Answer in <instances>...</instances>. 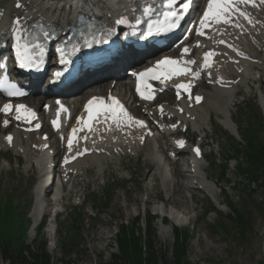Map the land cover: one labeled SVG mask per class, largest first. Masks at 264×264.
<instances>
[{
	"label": "rangeland",
	"instance_id": "obj_1",
	"mask_svg": "<svg viewBox=\"0 0 264 264\" xmlns=\"http://www.w3.org/2000/svg\"><path fill=\"white\" fill-rule=\"evenodd\" d=\"M255 91H257V88H254L253 92H248L250 98L247 99L245 97V107L252 110L249 114L254 112L251 98ZM121 94H125V91H121ZM256 98L259 100L258 97ZM262 109L264 108L262 107ZM234 111L235 114H238L241 109H235ZM262 111L261 116L256 118L264 123V110ZM240 122L241 117H238L236 120L238 128L243 127L242 124H239ZM218 129L221 128H215L211 139L207 138L204 148L208 156L204 165L209 170L211 179L217 186L213 187L212 192H209L205 188L203 174L200 173L202 177L201 186L204 189L194 190L193 195L196 201L192 200L191 192L185 191L189 204H194V212H191L192 217L186 221H176V223H181L180 226L193 227L188 235L187 259L190 264H264V214L259 210L264 204V196L261 197V195H264V186H260L256 190L253 202H251L247 195L244 194L242 183L237 181L239 164L235 161H231L226 166L227 176L225 179L227 183H230L229 186L225 187L227 183L223 181L219 183L217 176L224 166L223 159L228 158L230 154L226 151L224 145L226 135L221 132L220 135L216 133ZM259 131L263 132V128L260 127ZM211 142L212 145L210 146L209 143ZM145 154L146 151L144 149L138 157L128 160L123 159L121 163H118V158L115 156L116 163H112L106 169L104 167L102 180L91 175L87 184L83 183L81 185L80 189L84 193V203L81 207L72 206L70 200L65 202L68 207L65 210V214L60 217L63 228L54 237L53 247L50 249L46 247L47 252L52 256L53 264H112L115 254H117L114 248V237L119 224L124 221H129L132 224L133 217L143 210L144 213L149 211L157 218L154 223L155 229L153 228L155 232L153 250L158 252L159 264H164L165 262L170 264L173 245L171 225L175 222L169 216V212L179 213L180 216L184 208L171 206V204H162L164 201H162V198L165 197V194L167 196V193H165L166 187L157 180L154 173L148 172L147 169L143 173L139 170L138 165L140 162L138 161L144 162ZM5 156L9 157L7 154ZM241 164V167L247 165L245 159L242 160ZM185 168L187 167L185 166ZM87 174H90L89 170ZM258 175L257 186L261 185L262 182L261 174ZM30 183L32 182L29 179H25L19 176L18 173H13V171L1 174L0 196L2 195L3 198L0 201V243L10 240L11 246L16 248L18 243L25 238V226L20 219L23 206L19 200L11 196L21 197L27 201L24 210L27 205L30 208L33 198V190L32 186L29 185ZM201 186L198 185V187ZM219 188L224 189L226 193ZM103 192H106L107 197L105 208L101 209V207L94 204V207L91 208L90 202L93 203L95 197H102ZM208 192L212 195L210 196L214 205L219 208H217L216 214H208L206 211L207 205H209L206 198V195L209 194ZM149 199H151L150 203H148ZM227 200L236 201L239 204L238 207L242 215H249V227L244 234H241L239 228L237 227V229L233 226L231 221L226 220L230 212L224 206ZM144 201L147 203L145 204ZM96 207H98V210H96ZM160 209H164L167 212L162 213L158 211ZM74 212H77V215L80 214L81 219L78 223L75 222L77 227L72 232V228L68 229L65 227L69 225L70 216ZM162 218H164L163 222L168 223H161ZM217 223H219L218 226ZM220 224L224 225V227H221ZM98 230H101L106 236L104 235L98 243V251H94L90 246L91 243L87 241L86 235ZM61 232L65 233L61 236ZM72 235L76 237L73 244L67 243L66 245H71L62 247L61 238L63 241H71ZM43 238H46V235L41 238L37 237L36 240L41 243ZM59 261H62V263ZM0 264L7 263L1 259ZM118 264L124 263L120 262Z\"/></svg>",
	"mask_w": 264,
	"mask_h": 264
},
{
	"label": "bare ground",
	"instance_id": "obj_2",
	"mask_svg": "<svg viewBox=\"0 0 264 264\" xmlns=\"http://www.w3.org/2000/svg\"><path fill=\"white\" fill-rule=\"evenodd\" d=\"M73 1L74 0H0L2 8L0 13V36L6 35L9 24L14 18L17 17L20 18L21 22H27L28 24H30L35 18H41L46 23L54 24L58 26L59 29H64L70 20L71 10L69 7H71ZM137 1L139 0H104L99 4L97 0H82V4L86 5V8L90 9L91 7H96L95 9L97 10V13L102 15L103 18H112L115 15H126L133 8V5ZM17 3H20L22 7H16ZM91 11L93 10H90V12ZM263 18L264 11L258 16H252L250 21H236L232 24L233 26L228 25L225 30L223 29L224 31L222 39L226 40L231 47L228 51H221V55L217 58L218 61L209 71L208 79L213 82L210 87L205 88V90L209 91L205 92L207 95H209V99L207 101L203 100L202 104L194 110L187 108L183 114L178 113V109H180L182 105L177 109L176 106L172 107L166 102V106H164L163 110L164 119H160V114L158 111H155L156 117L152 118V121H158L157 127L160 130L162 136H166L171 131H173V128L167 127L166 118L168 115H170V117L175 116L177 120L181 121L182 123L190 122L191 127L197 129L200 132L203 131L205 129L206 118L209 113V111H206L208 109L204 107V104L207 102L210 107L223 116L221 118L222 122L228 128H232L231 123H233V118L229 110L231 98L239 86L248 87V81L253 77V69L261 65L264 59ZM236 25H239V27ZM239 36H243L246 41L239 38ZM213 37L214 33L209 34L203 43L201 41L199 42L197 49H199L202 45L215 47V40ZM237 38H239L241 42ZM197 43L198 42H196V44ZM258 51L263 52L261 56H258V58L250 53L252 52L257 54ZM236 53L244 55L246 58L239 59L238 63L234 65L230 62L227 63L229 59H238L235 55ZM130 57H132V55H128V58ZM125 60L126 59H121V62ZM231 69H233L235 73L234 79L231 78L233 77L232 73L230 72ZM237 70H241V72H237ZM104 83L105 82L102 84ZM235 83L237 85L233 86ZM128 86L130 87L129 78L127 77L123 83L116 82L112 90L115 92L116 90H120L121 87L125 88L126 94H124V98L126 99V102H129L131 93L126 91ZM104 88L105 87H103V89ZM103 89L99 88L100 91ZM107 89L108 87L105 90ZM80 92L81 91H79V93ZM82 93L84 96L92 94H88L87 90L83 91ZM202 93H204L203 90ZM118 95L121 97V94ZM166 95H168V93L161 95L160 98L165 100ZM261 101L264 106V94L261 96ZM34 104H36V102ZM135 109V107L132 108V110ZM123 122L131 121L119 120L121 125L124 124ZM5 128L6 127L4 126V123H2V126H0V149L10 148L16 153L20 151L23 152L26 159L29 160L27 168H29L30 164L34 163L39 172V178L33 188L34 197L30 211V217L32 218V228H34L38 222V218L42 210L46 212L48 207L53 210L55 206L58 207L60 205H57L60 201L58 198H55L54 200L52 198L49 199V201H46L41 197V185L44 183V178L50 173V165H48L49 155L46 156L47 153L42 148L43 143L37 142L33 135L29 134V137L24 135V138H21L16 130L7 132L6 135H3L2 133L5 131ZM15 128L18 130L17 127ZM9 135L12 137L11 142L7 140ZM162 136H160V139ZM144 137L146 138L144 141L145 143L144 145H141V140ZM28 138L29 140H27ZM158 142H161V140L158 141L156 135H150L148 133L147 127L133 130L128 129L126 132L121 133L120 131H116L115 127H112L110 131L105 132V127L103 126L102 128H98L95 131L93 139L88 143L79 145L72 152L71 149L68 150L69 155L85 152V150H92L93 154H83L82 156L77 157V160L65 167H62L60 172L57 170L56 173L59 176L62 175V177L67 176V178L72 176L74 177V175L84 176L85 173H88V169L91 166L97 169V171L99 169L101 170L104 166L103 163L108 161V159H112L111 155H113L114 152L119 153V151H122L136 153L137 151L144 149L147 144H150V146L147 147L146 152V158L148 159L139 163V170L143 173L144 170L147 169L148 172L158 175L159 180H161L163 185L166 187L167 196L164 199L163 204H171V206L174 205L178 208H184V210L181 211L182 215L179 216V213L170 211L169 216L174 220L175 223L176 221H186L192 217L191 212H194V204H189L187 196L185 195V191L188 190L191 192L192 200L196 201V198L193 195L194 190L195 188H201L198 187V179L200 172H205V167L200 163L201 160L198 161L200 164L197 163L194 165L193 162L188 160L186 157H172L171 153L163 157L158 150V148H163V146ZM96 151H98V153H95ZM162 153L165 154L163 151ZM4 166V162L0 163V171ZM185 166L187 168H185ZM168 172H170L169 175ZM206 178H208L207 174ZM193 182H195L196 185H194ZM68 191L71 192V190ZM51 194L52 193L50 192V195ZM43 195H46V193ZM148 203H150V199L148 200ZM158 211H161L162 213L167 212L164 209H160ZM50 225L51 223L48 225L46 232L49 242L53 243L54 237H52V227H50ZM29 233L30 238H32L33 229H30ZM104 235L106 236V234L102 233L101 230L86 235V239L89 243H91L90 246L94 251H98V243L104 237ZM163 236L165 237V235Z\"/></svg>",
	"mask_w": 264,
	"mask_h": 264
},
{
	"label": "trees",
	"instance_id": "obj_3",
	"mask_svg": "<svg viewBox=\"0 0 264 264\" xmlns=\"http://www.w3.org/2000/svg\"><path fill=\"white\" fill-rule=\"evenodd\" d=\"M247 145L249 148V159L252 162V166H254L253 168H259L264 172V142L261 141L259 138H256L254 141L251 139H247ZM255 170L256 169H251V172H249L248 174L253 177L256 176ZM248 192H250V189L248 190ZM236 209L238 210V208ZM259 210L262 212V214H264V204L259 208ZM230 219L235 222V227L239 228L241 234H244L246 229H248L249 227V215H236L235 219L233 217H230ZM220 226L224 227V225L222 224H220ZM149 229H152V227L150 221L147 220L146 229H143V232H146ZM174 232V264H190L185 255V242L187 240V235L186 233L178 232V230H175ZM120 233L121 235L119 236L117 241L119 249L121 251L122 259L128 261L129 264H157V260L154 257L153 253L149 254L148 252L146 255H149V257L147 256V258H143V251L140 246V242L142 241L143 236L141 228L137 226V222L132 225V228L128 229V232H126V229L123 226ZM145 242L147 245H149V247H151L149 235L148 239H145ZM3 255L5 258L10 259V264H52L49 260L48 254L44 250L43 244L40 245V247H38L37 249H35V252L30 254L29 259L22 255L21 252H16L13 255H8L6 251L3 250ZM116 259L120 260V258ZM60 263H62V261H60Z\"/></svg>",
	"mask_w": 264,
	"mask_h": 264
},
{
	"label": "snow or ice",
	"instance_id": "obj_4",
	"mask_svg": "<svg viewBox=\"0 0 264 264\" xmlns=\"http://www.w3.org/2000/svg\"><path fill=\"white\" fill-rule=\"evenodd\" d=\"M262 2H264V0H262ZM250 3H252V0H208L207 8H206L205 12L203 13V17H202V19L200 21V26H201V28L208 27L209 24L206 23V22H208L210 20V18H211V20H214L216 23H220V22H223V23H226V24H228V23H234V21H232L231 18L236 13H238L240 16H244L247 19L248 18L247 17V14L245 12L241 11L237 7V5L238 4H250ZM168 6L169 7L172 6V0H169ZM16 7H22V5L20 3H17L16 4ZM145 11L146 12L147 11H150V8L149 9H145ZM177 15L178 14L176 12H174V11L168 13V17L169 18H175V17H177ZM13 23L17 26L16 27V31L13 33V38L17 41V43L15 45V48H16V59H17V61L20 62L19 63V66L21 68H24V67L28 66V64L32 63V58H31V56L28 55L27 46L26 45H21V43H20V40H21L20 28H19V26H20V18L17 17ZM115 23H117V24H125V23H127V21L125 19H119ZM137 23H140V21H137ZM174 26H175V24H174V21H173V23L170 24V27H174ZM236 26L239 27V25H236ZM152 27H153V25L150 24L149 25L148 35H152V31H151ZM157 31H159V29H157ZM197 34L198 35H203L204 33L201 32L198 29L197 30ZM97 42L99 43L100 41H97ZM221 43H224V42L221 41ZM86 46L91 47V44L90 43H87ZM22 47L24 49L23 52L21 51ZM229 47H231V46L229 45ZM188 52H189V49L187 47H185L183 49V51H182V54H186ZM214 54L215 53H212V52L206 53L205 54V57H204L205 62H207L208 59H209V57L212 56V55H214ZM61 62H64L63 61V58H61ZM177 62L178 61H176V60H172V59L166 58L165 60H163L161 62H158V63L167 65V64H175ZM187 63L190 64V63H194V62L193 61H187ZM206 66H207V63H206ZM62 74H63L62 72H57L55 75L59 77ZM146 74L147 73H140L139 75L140 76H144ZM133 75H137V74L134 73ZM197 75H198V73H197ZM178 87L187 88L188 85H178ZM137 91H139V88L137 89ZM21 94L22 93H20V92H14V91H12V92H9L8 93V96H10V97L11 96H18V95H21ZM200 99H201L200 97H197L196 98L197 102H199ZM94 103H96V98H93L92 100H90L88 102V105H87V109L86 110L89 112V116H88V120L89 121H91L93 119V117H92V105ZM113 103L115 105V107H113L111 109V111L113 112V114H115L116 108H120L121 111H123L122 106L119 105V102L118 101H113ZM100 104H101V106H103L104 101L101 100L100 101ZM12 107L13 106L11 104H5L3 106V108L0 109V111H4L5 113H7L8 111H10L12 109ZM24 107H25L24 105H17L16 106V111L19 112L20 109H22ZM124 115L127 116V113L125 112ZM17 119H19V117H17ZM128 119L131 120L132 117L128 116ZM135 122L138 123V124H140L141 126H144V122L143 121H135ZM173 127H175V125H173ZM75 132H76V129H73V133H75ZM7 140L9 142H11L12 137L9 135L7 137ZM72 143H73V141L70 138L68 140L69 149H71ZM179 143L181 145L183 144L182 141L179 142ZM85 151H87V150H85ZM195 151L197 152V154H199V149H196ZM82 154L83 153H77V155H82ZM74 158L75 157H73V159ZM68 162H69L68 159L65 158V163H68Z\"/></svg>",
	"mask_w": 264,
	"mask_h": 264
}]
</instances>
